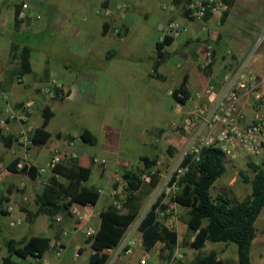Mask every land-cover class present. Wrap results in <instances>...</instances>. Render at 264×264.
I'll use <instances>...</instances> for the list:
<instances>
[{
    "label": "crops",
    "instance_id": "obj_1",
    "mask_svg": "<svg viewBox=\"0 0 264 264\" xmlns=\"http://www.w3.org/2000/svg\"><path fill=\"white\" fill-rule=\"evenodd\" d=\"M118 1L30 0L29 16L22 19L19 17L20 0H0V118L5 115L3 94L9 96L17 115L5 128L0 129V264L3 258L10 254L7 248L8 241L21 243L41 236L51 240L50 250L42 259L29 256L26 259L16 257L15 260L21 264H44V261H48L49 264H90L93 250L85 235V223L75 218L70 211L65 215L56 216L55 219L41 214L32 222L27 220V211L37 210V197L49 184L54 172L38 173L32 178L23 173L16 164L25 162L33 164L37 169L38 166L45 165L52 157L53 151L58 148L64 153L75 152L79 165L92 166L93 171L96 168L100 184L88 182L86 185L95 186L101 197L96 205L89 206L93 212L86 225L98 231L100 213L114 200L113 180L120 181L117 171L120 173L121 170L117 166L130 165L128 154L119 149L115 136L116 129L103 124L96 132L81 126L77 127L76 133L80 134L84 129L89 130L98 139L95 146L102 147L105 153L98 156L89 152L87 164H83L76 150V145L84 143L83 140L75 138L69 128L53 131L51 125L57 113L67 114L72 110V104L81 103L87 100L89 95H93L98 83L120 81L121 75L129 71L128 65L122 61L125 58V47L131 34L138 27H142L143 21L150 16L149 5L155 0H130L127 15L123 19L119 17L116 9ZM173 1L178 6V11L174 14H166L162 7H157V10H161L160 21L164 24L169 19H176L188 28V32L165 47L166 59L157 74L153 73L156 55L152 58L150 70L145 73L139 72L143 81L150 79L151 83L156 79L161 84L172 83L169 87L162 85L153 87L151 84L148 88L149 101L154 98L156 111L163 112L168 118L170 108L176 107L171 96L172 91L181 84L185 76L189 77L186 90L191 96L209 85L218 92L221 91L227 79L247 60L250 69L264 78V0H228L230 9L226 13L208 15L202 22H194L184 14L186 0H181L180 4L177 2L180 0ZM105 9H110L109 16L103 12ZM117 28L120 30L119 34L115 32ZM161 37L160 34L159 39L151 41L155 48ZM208 46H212L214 62L205 68L204 55ZM26 51L31 72L22 74ZM252 52H255L253 56ZM182 58L184 62L180 61ZM157 75H161L162 78H158ZM53 80L64 85L65 98L52 100L42 93V89L51 85ZM144 84L147 87V84ZM144 89V93L136 96L138 101L132 105L133 107L148 102L147 91ZM32 100L35 101L33 112L27 114L26 120L21 119L24 105ZM193 106L195 103L189 99L183 105L185 111ZM46 107L53 114L47 128L52 137L45 145L22 143L19 138L23 133L33 137L34 133H31V130L35 132L43 125V112ZM241 107L247 121L251 122L255 117L251 101L243 99ZM140 132L143 135L134 137V140L151 149L155 141L152 135L153 126L140 128ZM245 156L251 159L246 162L247 166L249 163L264 165V154L256 156L262 158L261 164L252 161L255 156L243 154L235 160L226 158L228 170L230 163L241 164V158ZM141 157L139 156V160ZM95 159L106 161L104 169L100 164L92 165ZM60 165L62 173H65L66 169L71 167L72 160L65 156ZM233 186L234 179L230 181L220 179L214 187V190L216 189L214 196L231 195ZM104 195L107 199L101 202ZM13 204L16 205L14 211H9L8 207ZM99 204H102L100 208ZM262 213L260 217L264 221ZM57 217L62 218V221L58 222ZM41 218L44 228L38 232L33 226ZM19 221L20 224H13ZM181 222L184 232H188L183 219ZM65 232L68 234L64 235ZM177 233V253L175 252L171 259L167 258V255L165 259L168 261L167 264H194L198 252L190 248L191 253L184 251L188 249L184 246V239L189 238L193 241L194 236L187 233L183 237V252L179 254L180 236L178 231ZM57 243L63 244L64 247L60 257L56 255ZM209 243L207 242L206 247ZM211 244L215 246H211L206 253L216 251L219 258L227 264H238L236 245ZM156 248L153 252L146 251L147 264H157ZM76 252L79 253V257L75 256ZM159 257L163 260L161 255ZM251 258L253 264H264V238L259 235L253 242Z\"/></svg>",
    "mask_w": 264,
    "mask_h": 264
},
{
    "label": "trees",
    "instance_id": "obj_2",
    "mask_svg": "<svg viewBox=\"0 0 264 264\" xmlns=\"http://www.w3.org/2000/svg\"><path fill=\"white\" fill-rule=\"evenodd\" d=\"M177 2L180 4L181 0ZM184 14L187 16V13ZM173 41V38L166 37L164 41L157 43L154 74H157L166 59L165 47L170 46ZM24 61L22 74H27L31 72L27 51ZM157 77L162 78L161 75ZM188 79L189 77L185 76L181 84L172 91L176 104L183 106L191 97L186 90ZM52 117V112L46 107L43 112V125L34 132L32 144L48 143L52 135L47 128ZM79 135L84 143L91 146L98 142L87 129L81 131ZM157 165V158L146 155L140 158L135 168L120 173V181L114 185L116 191L114 200L100 213V228L94 237L88 239L93 250L90 264H111L112 256L107 250L119 249L131 226L139 220L138 231L142 234L145 251L153 252L159 244H163L164 251L168 252L167 258H172L178 248V233L161 221V217L167 219L170 216V207L166 203L168 198L186 211L183 220L194 239L191 241L185 238L184 246L198 252L194 264H227L219 258L216 251L204 253L207 242L234 244L237 247L238 264H253L251 249L258 236L256 222L264 210V165L249 163L248 166L253 171L252 176L239 173L241 181L251 186V192L242 200L228 194L214 196L212 189L228 171L226 156L219 148H203L198 158L191 155L185 157L182 166L187 170L184 174L179 178L176 176L171 178L169 186L177 182V190L171 195L163 191L142 215L143 200L160 184L161 171L157 169ZM22 172L32 178L38 174L37 169L33 167H26ZM92 172V166H81L77 159H72V165L65 173H62L59 165L54 170L49 184L37 197V210L27 211V220L32 222L41 214L55 219L60 214L68 213L73 205L90 210L89 206L96 205L101 197L95 186L86 185ZM120 189L121 193L118 194L117 191ZM50 242L49 238L43 236L33 237L21 243L10 240L7 242L10 254L3 258L2 264H21L15 260L16 257L26 259L33 256L42 259L50 250ZM114 263L115 261L112 264Z\"/></svg>",
    "mask_w": 264,
    "mask_h": 264
},
{
    "label": "rangeland",
    "instance_id": "obj_3",
    "mask_svg": "<svg viewBox=\"0 0 264 264\" xmlns=\"http://www.w3.org/2000/svg\"><path fill=\"white\" fill-rule=\"evenodd\" d=\"M169 2L170 0H155L151 3L149 5L150 16L143 21L142 27H138L129 37L124 52L125 58L122 60L128 65L127 70L129 71H126L125 74L123 73L121 75L120 81L115 80L114 82L110 81V83L105 84L98 83L93 95H89V98L81 101V103H76L75 105L72 104L71 107L73 108L72 110H69V113H57V116L53 119L51 125L53 131L59 128H69L70 132L74 133V135L78 131L76 130L77 127L81 126L91 128L96 132L101 129L103 124L116 129L115 136L117 137L116 142L119 145V149L124 154L127 152L126 154H128L130 160V165H125L124 167L117 166L121 170L120 173L123 170L135 168L139 164V156L148 155L151 158H157V169L161 171L160 184L143 200L141 210L142 215L149 210L150 206L163 191L167 192L168 179L189 145V138L182 131L175 130L172 127L173 123L181 120L183 115L178 114L175 111V107H173L170 108L167 118V115H164L163 112L156 111L154 98L149 101L148 88L151 84L153 87L158 85L169 87L172 86V83L161 84V82L156 79H153L150 83V79L143 81V78H141L139 74V72L145 73L150 70L149 66L153 60L152 58L156 55V48L152 42L155 38L159 39L160 34L162 35L161 26L163 23L160 21L161 10H157V7H162L164 13L168 14V12L164 10V6ZM255 50H257V48H255ZM254 53L255 52H252L251 56H253ZM180 61L184 62V59L182 58ZM246 62L247 65H249V60ZM181 67L182 65H180L179 68ZM178 71L181 72L180 70ZM144 83L147 84V87L144 86ZM144 88H146L147 91L148 102L145 101L141 106L137 104L136 108L133 107L132 105L138 101L136 96L140 93H144ZM150 126H153L152 135L155 139L151 149L149 146L146 147L145 145H142V142L134 140V137L137 138L139 135H143V133L140 132V128H149ZM146 141L148 142V140ZM76 150H78L83 164H87L86 159L89 152L91 154H97L98 156L105 154L102 147L91 146L86 143H78L76 145ZM250 160L249 157L245 156L244 158H241V164L230 163L228 172L221 178L222 181H230L234 179V186L231 190L230 196L235 199L242 200L248 195L249 191H251L250 185L243 183L239 176L240 172L250 176L253 175V171L246 165V162ZM261 160V157L256 156L252 159L253 162L259 164H261ZM106 164L107 163L100 164L103 166L102 169H104ZM120 173L117 171V174L120 175ZM92 183L100 184L96 168L89 181V184ZM114 183L117 182L113 180V190ZM215 190L212 189L213 195L216 192ZM117 193L120 194L121 189L118 190ZM169 194L171 195L172 193L169 192ZM106 199V195L102 196L101 202H104ZM166 203H168L170 207V216L167 219L161 217V221H163L170 229H175L179 232L180 254L181 251L183 252V237L189 233L184 232L185 229L181 222L186 215V211L176 203H173L170 198L166 199ZM100 206H102V204H99L98 207L100 208ZM139 222L140 220L134 223L127 232V235L120 246V248L124 246L121 252L119 253V248L111 255L112 259L116 258L114 264H138L141 260L140 258L146 257V251L142 245V236L138 231ZM33 227V229L40 232L44 228L43 218H41ZM256 227L258 229V235L264 238V221L261 220V217L256 222ZM211 246L214 247L215 244L209 243L204 249V252L206 253ZM164 249L165 248L162 245H159L156 248V254L158 255L157 264H167L168 262L165 260L167 259L168 252L164 251ZM184 251L186 253H191L189 248ZM160 255L163 257V260H160ZM192 256H194V254ZM192 256L190 255L189 258Z\"/></svg>",
    "mask_w": 264,
    "mask_h": 264
},
{
    "label": "built area",
    "instance_id": "obj_4",
    "mask_svg": "<svg viewBox=\"0 0 264 264\" xmlns=\"http://www.w3.org/2000/svg\"><path fill=\"white\" fill-rule=\"evenodd\" d=\"M129 1L119 0L116 5L119 17L122 19L127 15ZM20 6L19 17L22 19L27 18L30 12V0H20ZM229 9L230 4L228 0H186L183 7V11L187 13L188 19L194 22H202L208 15L223 14ZM164 10L170 14H174L178 11V6L172 0L164 6ZM101 12L100 10L99 13ZM103 12L106 16H109L111 13L110 9H105ZM115 32L119 34L120 30L117 28ZM161 32L162 37L160 42L164 41L166 37H171L175 40L187 33L188 28L176 19H169L161 26ZM204 59L205 68L213 64L214 52L212 46L206 48ZM42 93L52 100L66 97L64 85L57 80H53L51 85L44 87ZM243 99L250 100L255 110V117L251 122L247 121V116L241 107ZM189 100L195 103V106L190 110L185 111L181 104H177L175 107V111L178 114H182L183 117L181 120L175 121L172 127L175 130L182 131L189 138V145L168 179V194L169 192L176 191L178 188L177 182H173L169 186L171 178L173 176L179 178L187 170L186 167L182 166L185 157L191 155L194 158H198L203 148H219L227 159L232 160L237 159L243 154L249 156L264 154V78L256 75L249 65H247V62L242 64L227 79L221 91L218 92L214 87L209 85L203 90L196 92ZM3 103L5 115L3 118H0V129L5 128L11 119L17 117L7 94H3ZM34 105V100L28 101L24 105V114L21 119H27V114L33 112ZM31 133H34V131L31 130ZM74 137L80 138L79 133H76ZM19 140L22 143L32 144V137L25 133L20 136ZM65 156L71 160L78 159V155L75 152L64 153V151L57 148L53 151L52 157L45 165L37 167L38 173L54 172ZM94 163L105 164L106 161L95 159ZM17 167L21 170L26 167L36 168L33 164L25 162H19ZM56 176L58 177V175ZM25 201H27V198H25ZM15 206V204L10 205L8 210L14 211ZM92 212L91 209L87 210L86 207L79 205H73L70 209V213L75 218L85 223V235L87 239L94 237L97 232L94 227L86 225L87 221L92 217ZM56 220L60 222L62 218L57 217ZM20 223L19 221L13 224ZM67 234V232L64 233V235ZM56 247V255L60 257L64 249L63 244L57 243ZM123 247L120 248L119 253ZM117 250L108 249L107 251L112 255ZM75 256L79 257V253L76 252ZM115 259H112L111 264ZM44 264H49V262L44 261ZM139 264H147V258H142Z\"/></svg>",
    "mask_w": 264,
    "mask_h": 264
}]
</instances>
